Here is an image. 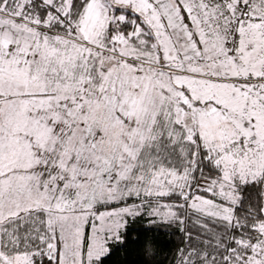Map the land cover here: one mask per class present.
<instances>
[{"label": "snow or ice", "instance_id": "obj_1", "mask_svg": "<svg viewBox=\"0 0 264 264\" xmlns=\"http://www.w3.org/2000/svg\"><path fill=\"white\" fill-rule=\"evenodd\" d=\"M264 264V0H0V264Z\"/></svg>", "mask_w": 264, "mask_h": 264}, {"label": "trees", "instance_id": "obj_2", "mask_svg": "<svg viewBox=\"0 0 264 264\" xmlns=\"http://www.w3.org/2000/svg\"><path fill=\"white\" fill-rule=\"evenodd\" d=\"M148 227L146 217L130 223L125 243L112 246L108 264H143L144 258L140 255L139 248ZM147 234L156 237L158 255L155 257V264H174L173 256L181 239L179 230L175 227L153 228Z\"/></svg>", "mask_w": 264, "mask_h": 264}]
</instances>
